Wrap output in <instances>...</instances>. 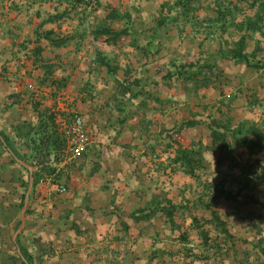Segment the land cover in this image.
<instances>
[{
    "label": "trees",
    "instance_id": "trees-1",
    "mask_svg": "<svg viewBox=\"0 0 264 264\" xmlns=\"http://www.w3.org/2000/svg\"><path fill=\"white\" fill-rule=\"evenodd\" d=\"M205 1L164 0L154 24L141 32L135 30L136 21L133 14L123 9L121 4L112 6L110 0L106 3L102 0H13L12 4L16 11H32L36 14L37 19L31 21L34 24L36 42L42 40L43 43L58 48L74 45L77 51L85 48L90 54L88 59L104 67L106 84L113 81L115 88L113 87L112 92L115 95L121 93L120 99H114L117 107H120L125 105L124 98L127 95L135 103L138 94H146V97L140 100L143 105H146L150 96L154 97L148 89L149 84L143 83V79L139 78L149 76L150 70L155 75L156 80L152 83L159 95L165 93L167 88L171 89L172 81L185 87L193 84L195 91H199L201 88L215 85V79L222 76L221 68L202 55L198 60L191 59L190 62H181L176 57L171 58L169 62H165V58L159 59L163 46L161 31H169V28L172 29L175 25L182 33L184 27L190 25L188 21L193 23L190 25L191 31L198 22H202L206 26H218L222 31L221 36L227 24L236 19L235 15L242 14V23L238 27L245 32L234 41L232 47H228L226 53L223 45L231 40L224 39L218 52L234 63L253 65L251 54L247 52V32L252 30L253 35L257 31L264 34L263 25L258 22L264 19V0H207L206 5ZM90 4L95 5L96 12L102 9L105 13L89 23V31L78 29L79 25L86 23L84 17L77 19L79 21L75 25L76 29L72 30L71 34L61 35L53 28L43 29L47 24L57 23L59 20L73 21L74 13L87 14L84 12ZM26 5L27 9L23 10ZM206 8L215 15L200 20L197 11H206ZM24 20L22 18V21ZM29 43L12 42L21 46L20 49H29ZM127 44L132 46L131 52L138 53L139 69L134 72L136 75H132L135 69L125 63L121 52H112ZM43 50V45H37L34 54L39 55ZM127 54L128 52L124 53V56L129 57L130 54ZM259 64L264 66V58L260 59ZM158 98L161 108L166 107L167 102L171 103L170 97L168 100L161 99L160 96ZM204 126L210 132L211 139L208 144L195 139L186 146L176 138L184 127L195 129ZM11 134L0 131V147L19 167L15 179L22 177L21 198L17 199L12 207L13 212L16 211L14 206L16 207L18 211L14 214L19 216L16 232L22 223L21 209L31 177L30 170L19 160L35 168L34 190L44 175L56 170L53 162H58L64 156L67 144L61 122L54 115H50L47 120L41 117L36 125L25 123L13 126ZM160 135L166 143L158 147V153L155 154L158 158H166L160 159L157 166H152L158 173L159 193L143 207L131 213L134 221H140L148 227L155 224L160 214L169 226L165 238L176 248L174 251L163 249V252L188 258L189 264H264V223L261 221L264 217V203L257 197V193L264 190V127L256 123L247 124L246 121L234 124L230 117L221 120L211 114L207 117L193 112L173 130L164 129ZM175 185L179 189V200L169 196ZM221 200L229 203V214H232L235 220H246L250 223V229L254 233V240L251 242L254 255L246 247L248 240H235L231 224L218 207ZM197 210H206L209 215L199 217ZM29 211L30 203L26 211L27 220ZM123 229L125 234L130 235L131 228L128 225H124ZM23 233L24 230L16 241H2V248L9 250L3 254L6 258L13 259L6 263L0 255V264H41L44 256L51 251V247L46 246L45 251L39 253V249L34 250L35 246L21 245L20 238ZM121 233L123 231L109 233L106 239H118ZM157 235L160 236V232H157ZM157 242H160L159 239L154 241L153 245L156 246ZM126 244L127 242H123L112 248L106 245V252L110 251L112 259L116 260L123 256Z\"/></svg>",
    "mask_w": 264,
    "mask_h": 264
},
{
    "label": "crops",
    "instance_id": "crops-1",
    "mask_svg": "<svg viewBox=\"0 0 264 264\" xmlns=\"http://www.w3.org/2000/svg\"><path fill=\"white\" fill-rule=\"evenodd\" d=\"M12 2L0 0V71L4 65L7 69L0 76V131L11 134L13 126L36 125L41 117L47 120L50 115L62 125L79 114L92 139L87 151L76 158L69 156L66 147L64 156L53 162L57 169L44 175L32 189L29 217L20 243L35 246L39 253L46 246L55 247L56 252L68 250L69 264H86L81 256L90 257V253L80 252L93 250L79 247L74 250L79 254L74 255L71 244L78 247L97 242L96 259L104 264L100 260L106 257V242L113 247L123 243V238H135L125 234L124 225L132 224V231L142 223L134 221L131 213L159 193L158 173L152 166L166 158H158L155 153L166 143L160 138L161 132L174 126L172 122L169 127V114L174 113V107L168 102L166 107H160L158 90H152L156 80L152 73L139 76L154 94L146 105L140 104L146 94H138L135 103L127 95L125 105L117 107L114 99L122 95L109 91L104 67L89 60L85 48L77 51L74 45L58 48L42 40L36 42L31 23L37 19L36 14L16 11ZM22 9L26 10L27 5ZM4 21H10L11 27L6 29ZM24 41L30 42L29 49L12 44ZM40 44L44 50L36 55L34 49ZM168 91L167 88L160 98L168 100ZM60 185H66L67 192L59 193ZM141 198H146L143 205H137ZM127 212L133 223L126 219ZM116 222L121 226L115 227ZM87 227L94 229V237L86 231ZM120 228L123 233L118 239L106 241V231L117 232ZM54 252H46L41 264H55L53 260H58V256H53Z\"/></svg>",
    "mask_w": 264,
    "mask_h": 264
},
{
    "label": "rangeland",
    "instance_id": "rangeland-1",
    "mask_svg": "<svg viewBox=\"0 0 264 264\" xmlns=\"http://www.w3.org/2000/svg\"><path fill=\"white\" fill-rule=\"evenodd\" d=\"M2 1H6L8 3L11 2V0ZM102 1L103 3H106L107 0ZM163 1L164 0H122L120 2V0H110V4L112 6H118L121 4L123 9L130 11L136 21L135 30L137 32H141L143 29L149 28L154 24L155 19L160 14ZM204 4H207V0ZM37 6L38 4L36 7ZM47 9L50 11L53 10L52 8ZM60 9H62V7H60ZM84 13L87 14H83L81 12L74 13L73 21L67 20L66 22H63V20H59L57 23L47 24L43 29L53 28L59 31L61 35H67L68 33L71 34V31H75L76 29L75 25L79 21L77 19L84 17L86 23L82 26L79 25L80 28L78 29L79 31L85 29L89 31V23L94 19H98L99 15L101 17L105 12L102 9L96 12L95 5L90 4ZM197 15L201 20L215 14L213 11L206 8V11L204 9L197 11ZM235 16L236 19L230 24H227V28L223 31L221 36L220 33H222V31L218 26H206L202 22H198L193 31H191L190 27L193 23L189 21L188 24L190 25L184 27V31L182 33L179 29H177L176 25L174 28L171 27L172 29L169 28V31H161L163 34V46L161 47L162 51L159 59L162 60L165 58L163 60L165 62H169L171 58L174 59V57H176L178 60L180 59L181 62L184 60L190 62L191 59L195 61L198 60V58L202 55V57L210 59L211 63H216V65H218L223 71L222 76L215 79V85H212L209 88H201L199 91H195L193 84L185 87L179 82H171V89L168 91V95L171 99L169 106L171 108L174 107V113L169 114V127H171L172 122L174 124L173 128L176 125H179L180 122L184 121L189 115H192L193 112H198L199 114H204L205 116L207 115V117L211 114L221 120H225L227 117H230L232 118L234 124H240L244 121H246L247 124L257 122L256 124L264 127V66H260L259 64L260 59L264 58V34L257 31L253 35L252 30H248L247 32L249 35L247 41V52L251 54L253 64L251 66L234 63L232 60L222 57L218 52L220 49V43H223L224 39L231 40L230 43L225 42L223 45V49L226 53L228 47H232L234 41L239 39L245 32L240 30L238 27L240 23H242L241 21L243 19V15L236 14ZM4 22H6V29L11 27L9 24L10 21ZM258 22L260 25H263L264 28V19ZM181 27H183V25H181ZM19 36L22 37V32ZM117 51L122 53L123 60H125V62H130L131 65H133L132 68L135 70L132 71V75H136L134 72L136 69H139L137 67L138 53L131 52L132 46H129L128 44L122 45L116 51L112 52L115 53ZM126 52H128L127 55L130 54L129 57L124 56V53ZM254 52L256 54L252 55ZM4 66H2L3 68L0 71V76L3 75V72L7 71ZM152 67L153 66H151V68ZM148 82L150 81L148 80ZM106 85H109V91H112L113 87L115 88L114 84ZM154 89L155 87H152V90ZM159 96L162 97L163 95L160 94ZM173 128H169V131L173 130ZM209 133L208 128L205 126L195 129L184 127L182 132L176 135V138L186 146H189L195 139H200L204 143L208 144L211 139ZM65 153L66 152H64V154ZM53 157L54 156H52V158ZM18 168V165L11 161L10 155L0 147V255L3 256H1V259L3 258V261L6 263L11 262L13 258L10 256V258H6L3 254V252H7L9 250L2 248V241L6 239L9 242L13 239V235L16 233L15 227L17 219L19 218L17 214H14V212L18 210L14 209L16 210L14 212L12 210L13 204L16 200L21 198L22 189L20 187V182L22 177L17 180L15 179V173L18 171ZM150 196L151 194H149L147 198ZM169 196L179 200V189L176 185L172 188V190H170ZM140 197H142V195H140ZM257 197L264 203V190L261 193H257ZM145 199L141 198L137 205H143ZM218 207L223 213L224 218L231 224L230 228L232 234L235 236V240L238 238L248 240L246 247L252 255H254L255 251L251 244L254 240V233L250 229V223L246 220H235L233 215L229 214L231 212V208L227 201L221 200ZM196 212L199 217L209 215V212L206 210H197ZM126 215L128 222L133 223L132 218H129L130 216L128 212ZM261 221L264 223V217ZM127 225L132 227V224L127 223ZM120 226L121 225L116 222L115 227ZM168 228L169 226L165 224L164 219L160 216V214L154 225L152 224L145 227L143 223H139L138 226L133 227V230L130 231V234L133 236L135 235V238H123V242H127V244L126 248L123 250L122 257L113 260L112 253L110 254V251H108L106 252L105 259L100 261L104 264H189L190 259L188 258L184 259L180 255H171L169 253L165 254V252H163V249L170 251H174L176 249L168 238H165ZM90 229L87 227L86 231H88L91 236L95 235L94 229ZM119 230H121V228L118 229V231ZM110 231H112V233L115 232L109 229L106 231V236L111 233ZM157 232H160V236L157 235ZM157 239H159L160 242H157L155 246L153 245V242L157 241ZM107 240L108 239H106V241ZM94 243L97 242L86 243L85 246L79 245L78 247L75 244H71V248H73L74 255L79 254L77 251H74L75 249H79V247L92 249L93 251L86 250L85 252L81 250V255H87V253H90V257H88V255L87 257L81 256L83 259L82 262L84 261L85 263L87 260L86 264H99V260L96 259V254H98V252L95 253L99 247L95 246L97 244ZM106 245L111 247V243L106 242L105 247ZM53 250L55 252L52 255H56L55 257L58 256V260H56V258L53 260L55 264H62L61 260H63V258L66 259L63 262L64 264H69L71 262L68 250L56 252V248L51 247V251Z\"/></svg>",
    "mask_w": 264,
    "mask_h": 264
},
{
    "label": "built area",
    "instance_id": "built-area-1",
    "mask_svg": "<svg viewBox=\"0 0 264 264\" xmlns=\"http://www.w3.org/2000/svg\"><path fill=\"white\" fill-rule=\"evenodd\" d=\"M62 128L70 157H79L87 151L92 139L82 116L76 114L69 121L62 122ZM57 190L59 193H65L68 188L66 185H60Z\"/></svg>",
    "mask_w": 264,
    "mask_h": 264
},
{
    "label": "water",
    "instance_id": "water-1",
    "mask_svg": "<svg viewBox=\"0 0 264 264\" xmlns=\"http://www.w3.org/2000/svg\"><path fill=\"white\" fill-rule=\"evenodd\" d=\"M19 162L22 165L26 166L30 170L31 177H30L29 188H28V191H27L26 196H25L24 205H23V208L21 209V220H22V223L19 226V228L17 229L16 233L13 235V241L17 240L18 235L22 232V230L24 229V227L26 225V222H27L26 211H27V208H28V205H29V201H30V194H31V191H32L33 185H34V176H33L34 167L32 165L28 164L25 161L19 160ZM18 252L19 253L21 252V250L19 248H18Z\"/></svg>",
    "mask_w": 264,
    "mask_h": 264
}]
</instances>
